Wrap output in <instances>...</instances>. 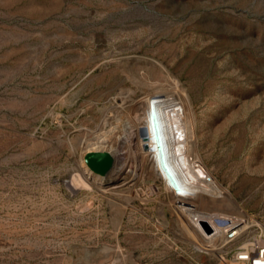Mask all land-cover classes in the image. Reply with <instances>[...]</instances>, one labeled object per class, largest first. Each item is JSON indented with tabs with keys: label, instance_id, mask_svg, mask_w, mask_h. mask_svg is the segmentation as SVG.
Instances as JSON below:
<instances>
[{
	"label": "rangeland",
	"instance_id": "374dc122",
	"mask_svg": "<svg viewBox=\"0 0 264 264\" xmlns=\"http://www.w3.org/2000/svg\"><path fill=\"white\" fill-rule=\"evenodd\" d=\"M156 92L223 209L264 221V0H0V264H219L230 243L200 251L175 209L216 205L167 191L134 134L115 184L85 174Z\"/></svg>",
	"mask_w": 264,
	"mask_h": 264
},
{
	"label": "bare ground",
	"instance_id": "6f19581e",
	"mask_svg": "<svg viewBox=\"0 0 264 264\" xmlns=\"http://www.w3.org/2000/svg\"><path fill=\"white\" fill-rule=\"evenodd\" d=\"M160 95H162L160 92H156L155 95L152 96V99L148 98L145 117L146 123L144 124L146 127L145 133L139 131L140 125H138V123L132 122L125 128V132L123 133L124 135L121 134L119 140L107 143L106 145L103 144L104 140H101L100 144L97 146L82 151L80 156L81 162L84 165L85 174L89 175V177L97 183L115 184L117 182L116 180L118 179L117 172L123 164L120 155L129 151V149L128 151L125 149L126 147L124 148V144L130 140L131 134H134V136L137 137L139 150H137V152L140 153V161H145L148 156H151L154 164L153 166L158 171V174L161 177L164 187L167 191H171L174 196L181 200H184L182 196H187L190 198H201L207 196L210 198L212 203L216 205L213 209H205L198 208L194 202L188 203V201L181 200L180 203L175 205L178 216L180 215L179 210L191 216L190 221L193 230L203 242L199 243L198 247L202 249L199 250H210L212 249V245H214L215 241H219V243L221 242V245L225 243L223 242L222 235H220L221 232H218L219 230L223 231V227L216 225L215 218H232L233 216L241 218L243 216H241L242 214L240 209H232L236 211V214L226 212L225 209H223L222 206H228V208L232 207L230 201L225 198V193L227 190L222 188L217 183L214 177L210 175L208 170L201 164V162H196V159L189 157L190 145L188 142V137L192 136V129L190 119L187 117L186 111L181 101L176 100L177 98L175 99L171 96L161 97ZM183 95V97H185L184 100H187L186 94ZM151 110H153L157 116L161 136V145L166 164L178 182L179 190H175L173 188L159 166L157 148L155 146L153 130L150 122ZM131 139L133 138L131 137ZM94 150H108L117 154L118 160L115 162L114 167L109 174L104 175L96 172L88 165L87 156L89 152ZM66 184L72 189L78 187L76 186L78 184L85 186L88 183L80 174H74L66 181ZM184 203L188 205H184ZM199 220H205L213 231L210 233L206 232L201 227ZM183 225L186 232L194 236L187 225L185 223H183ZM247 227V221L244 220V222L239 226V231H244ZM219 264L233 263L220 260Z\"/></svg>",
	"mask_w": 264,
	"mask_h": 264
},
{
	"label": "built area",
	"instance_id": "2783aa9c",
	"mask_svg": "<svg viewBox=\"0 0 264 264\" xmlns=\"http://www.w3.org/2000/svg\"><path fill=\"white\" fill-rule=\"evenodd\" d=\"M244 220L247 221L248 227L239 231V226ZM215 223L223 227V231H218L225 242L222 246L230 243L222 250L220 260L233 264H264V221L255 216H233L215 218Z\"/></svg>",
	"mask_w": 264,
	"mask_h": 264
},
{
	"label": "water",
	"instance_id": "95a60500",
	"mask_svg": "<svg viewBox=\"0 0 264 264\" xmlns=\"http://www.w3.org/2000/svg\"><path fill=\"white\" fill-rule=\"evenodd\" d=\"M150 122L153 130V138L155 140V146L157 148V157H158L159 166L163 171V173L165 174V176L167 177L170 184L173 186V188L175 190H179L178 182L174 178L171 170L169 169L165 161V157L161 145L159 124H158L157 116L153 110H151L150 112ZM139 131L145 133L146 127L144 125L140 126ZM115 162H116V158L114 154L108 150H94L89 152L87 156L88 165L91 168H93L96 172H99L104 175H107L112 171ZM199 223L206 232L208 233L211 232L212 228L205 220H199Z\"/></svg>",
	"mask_w": 264,
	"mask_h": 264
}]
</instances>
